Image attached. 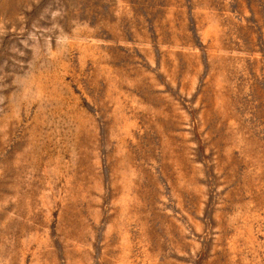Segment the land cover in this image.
I'll return each mask as SVG.
<instances>
[{
    "label": "rangeland",
    "instance_id": "rangeland-1",
    "mask_svg": "<svg viewBox=\"0 0 264 264\" xmlns=\"http://www.w3.org/2000/svg\"><path fill=\"white\" fill-rule=\"evenodd\" d=\"M0 264H264V0H0Z\"/></svg>",
    "mask_w": 264,
    "mask_h": 264
}]
</instances>
